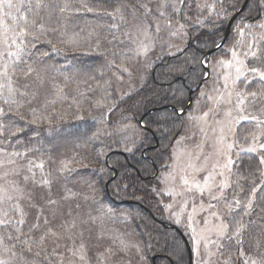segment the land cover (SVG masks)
I'll use <instances>...</instances> for the list:
<instances>
[{"label":"rangeland","instance_id":"rangeland-1","mask_svg":"<svg viewBox=\"0 0 264 264\" xmlns=\"http://www.w3.org/2000/svg\"><path fill=\"white\" fill-rule=\"evenodd\" d=\"M56 1L46 0L49 4ZM164 2L165 7L162 10L165 12V17H159V12L156 10L157 0L145 1V3L150 4L147 18V37L141 35L131 23L124 24L119 15L115 19L108 16L109 19L104 24L107 33L112 31L111 34L116 36L117 30L124 28L125 32L130 34V36L124 34L123 38L121 37V40L118 41V50L127 58L122 61L117 69H113L111 63H103V61L94 65L92 62L81 64L65 61L56 47L50 52L44 50L47 55H44V51L40 53L34 47L29 49L28 54L24 55L23 59L31 63L36 71L27 79L23 78V74L19 72L12 77L17 81V86L21 87V90H24L23 85L29 86L27 89L29 95L20 98L25 102V107L21 109L24 111L37 107H54L58 110L66 103L75 102L80 95L85 94V89L91 88L103 77L109 78L115 100H119L114 103L111 96H106L105 100L96 103L93 110H77L71 116L68 115L64 118L63 127L48 130L43 136L37 133H29L28 136L17 135L10 139V136H4L5 133L8 134L6 132L8 129L2 130L0 160H4V165L0 167V176L8 172L7 180H15L21 187H25L23 176L32 175L27 171L29 159L37 162L44 161L45 174L49 171L53 172V183L50 191L52 198L57 201L56 204L48 205L46 203L49 190L45 188L34 189L35 198L32 207L28 206L27 200L21 202L24 211L27 213L26 222L23 225H17V227L21 233L27 235H21V240L18 242L25 248L28 245L23 244L22 241L25 239L29 241L32 253H25L24 255L31 264H61L62 260L63 264H67V259H71L73 264H85V261L86 264H152L153 256H155L153 260L155 264V259L161 257L160 255H147L145 242L131 226L130 210L127 207L112 204L111 200L103 193V188L95 182V179L82 174L87 166L82 155L89 150L86 135L83 133L86 121H91L95 117L106 118L108 115L110 116L108 135L117 143L119 150L128 153L136 149L137 143L141 141L144 134L142 129L143 117L138 118L128 104H124L123 101L139 90L153 63L165 57L173 56L183 49L189 37L188 31L192 26H202V24L223 13L220 6L221 0H164ZM82 7L88 9L86 6ZM140 19L143 20L144 17L141 16ZM157 19L160 21L167 19L171 25L165 27L161 23L160 31L157 32ZM110 25H115V27H110ZM241 33L243 32H238L234 37L243 40V42L227 49L225 56L222 54L211 56V53L208 57L204 56L201 59L202 67L203 63L208 67L209 76L198 89L194 90L197 91L195 98L192 100V94L189 96L192 106L188 111L186 109L187 129L178 135L174 141L169 152L168 165L166 164L167 167L160 170L157 178L158 188H156L155 203L152 207L161 206L164 219L176 227L182 236L187 237L191 254L190 264H200L201 259L209 260L210 264H223L225 260H231L232 264H243V260L239 256L241 250L253 259H259V253L264 251V247L250 249L247 244L248 240L244 238V235H241L242 243L237 244L235 238L217 240L215 232L206 231V229L212 228L214 224L220 223L212 215L213 212L221 214L223 220L228 222L230 212L225 206V201L233 205V210L242 207L244 213L242 222L246 227L248 225L251 208L246 209L245 204L242 203L239 207L236 206L235 202L238 199L234 196L231 180L233 165L237 158V152H239L238 147H234L230 153L233 161L231 172L225 169L229 187L225 189L223 198L212 200L211 194L207 191L200 193L195 188L188 190L193 179L203 184V177L211 170L212 164L218 162L219 166H223L226 163L224 155L216 154V148L219 147L217 140L221 136L222 127L219 121L225 119L224 113L218 109L226 110L233 105L218 104L216 98L221 94H226L227 90L224 88L223 77L226 72H234V69H226L219 62L231 61L233 51L237 52L239 59L244 60L246 67H248V59H258L261 58L260 55L264 56L261 46L264 43V39H261L264 36V29L257 27L252 32L243 33V36ZM254 38H258L257 45L251 40L248 42L246 40ZM249 44L254 46L253 50L257 53L256 58L251 55L247 58L244 57L243 54L249 51ZM37 53H40L39 57ZM7 59L8 57L5 56L4 60ZM258 60L260 61V59ZM2 64L3 60H0V71L3 70ZM253 66L264 71L263 65ZM203 69L205 76L206 71L204 67ZM9 72L11 74V69ZM246 75L248 76L247 83L253 79L259 80V77L253 76L250 72ZM238 84L237 90L242 89L239 88ZM58 89H63V91L60 92ZM31 93H36L35 98L32 97ZM27 100H31V103L28 104ZM0 107H6L2 98H0ZM206 113L207 115H205ZM0 123H4L3 117H0ZM252 124L254 125V122ZM239 126L236 125V133L234 135L229 134L226 141L238 140L239 143L247 146L251 137L249 136L245 140L244 138L248 136L245 132L241 141ZM225 131L227 130L225 129ZM255 131L258 130L254 127L253 132ZM156 146L157 143L153 148ZM29 148L32 149L31 152H27ZM17 152L26 153V156L11 155ZM255 154L259 157V152ZM205 157H208L205 170L197 171L196 169L201 167ZM9 159L15 163H8ZM63 164H67V169L60 171ZM219 166L217 171L220 170ZM261 166L264 177V165ZM13 169H18L20 175L12 174ZM32 172L39 178L40 169L33 168ZM181 177L189 180V186L183 184ZM77 179L85 181L84 188L77 183ZM221 179L222 177L216 176V182ZM3 182L0 180V184ZM107 185L108 183L105 185L106 188ZM154 185L156 186L155 183ZM26 187L32 189L31 181ZM217 191L218 189L214 187L213 192ZM65 196L68 198L64 199ZM253 198L254 195L252 194V203ZM124 202L134 203L132 201ZM210 204L213 207H209ZM38 214L39 218H37ZM17 219L19 217L13 214V220ZM45 220L49 223H45ZM73 221L75 227L66 231V226ZM205 221L208 223L206 224ZM33 224L37 227L32 228ZM49 228L56 235H49L42 247L37 246L36 241L39 236ZM231 233L229 232V235ZM203 236L216 241V244H208V251L213 253L211 257L204 252L205 241L202 239ZM57 243L60 245L59 247H56ZM81 244L84 245L85 261L79 260L69 251L70 248H79ZM217 244L220 247H217ZM232 244L239 246L234 250L231 248ZM225 245H228L226 251ZM194 247H198L199 255L193 252ZM36 252H39L40 255H35ZM0 259H9V257L0 251ZM11 264H21V262L13 259Z\"/></svg>","mask_w":264,"mask_h":264},{"label":"trees","instance_id":"trees-1","mask_svg":"<svg viewBox=\"0 0 264 264\" xmlns=\"http://www.w3.org/2000/svg\"><path fill=\"white\" fill-rule=\"evenodd\" d=\"M221 1L222 15L209 20L202 26H192L188 31L189 37L183 49L173 56L153 63L139 90L123 101L138 118L143 117L144 134L141 141L137 143L136 149L128 153L119 150L117 143L108 135L110 132L109 115L106 118L95 117L85 123L83 133L86 135L89 150L82 155V159L87 163L86 170L82 174L94 178L112 204L124 206L130 210L131 226L145 242L147 255L161 256L155 259V264H188L187 246L189 242L187 237L184 235V240L182 234L164 219L161 206L152 207V205L155 203V192L158 188V174L168 165L169 152L174 141L187 129L186 114L192 106V104L188 105L189 93L204 76L201 59L207 51L221 42L228 19L244 2V0ZM64 2L65 0H57L50 4L52 6L50 10L53 13L51 23L58 28V31L48 33L40 40L34 41L38 51L40 53L44 50L50 52L56 47L65 61L81 64L92 62V65L103 61V63H111L112 68L117 69L127 58L117 48L125 29H118L117 35L113 36L112 31L107 33L104 24L109 19L107 12L129 0H68L71 10L61 14L55 6H62ZM82 6L92 8L93 11L89 12ZM262 22H264V8L260 7V0H248L246 6L231 24L223 45L211 56L221 54L225 56L227 49L243 42V40L236 39L234 35L238 32H252ZM73 40L76 42L72 43ZM97 40L100 44L98 48L96 47ZM246 40L247 42L251 40L257 45L258 38ZM261 46L264 51V43ZM40 53H37L38 57ZM260 57V61L248 59V67L264 66V56L260 55ZM238 85L245 91H258L264 82L253 79L247 83L241 80ZM85 91V94L80 95L75 102L61 105L62 107L58 110L54 107L32 108L41 117L37 124L29 122L32 119L30 114L32 109L26 111L20 109L23 119L15 115L4 116V122H10L13 128L21 129L20 133L16 132L15 135L9 134L7 130L8 134L5 133L4 136H10V139L17 135L28 136L29 133L43 136L48 130L63 127L64 118L71 116L77 110H93L96 103L105 100L106 96H111L114 103L119 101L115 100L114 90L109 84L108 77H103ZM196 94L197 91H193L192 100ZM185 109H187L185 113H178ZM256 114L259 115V112L257 111ZM253 131L252 123L240 124V140L242 141L245 132L247 135L248 132ZM156 143L157 146L153 148ZM106 158L107 161H105ZM231 180L234 196L242 204H246L251 199L252 189L256 188L246 233H242L248 240V247L255 249L251 237L253 235L260 237L264 231V177L258 155L245 152L237 156ZM77 183L83 188L86 185L85 181L79 179ZM106 183H108L107 188ZM243 218L242 207L231 211L228 217L229 232H233L236 222ZM9 233L13 236L18 234L11 229ZM2 235L5 233L0 230V236ZM13 245H15V250L23 248L15 239L6 240V246L12 247ZM227 246H224L225 251ZM238 246L232 244L231 248L236 250Z\"/></svg>","mask_w":264,"mask_h":264},{"label":"snow or ice","instance_id":"snow-or-ice-1","mask_svg":"<svg viewBox=\"0 0 264 264\" xmlns=\"http://www.w3.org/2000/svg\"><path fill=\"white\" fill-rule=\"evenodd\" d=\"M52 6L46 2V0H0V60H3L2 68L0 71V98L3 99V104L5 107H0V117L15 115L20 116L23 119V116L20 112V109L25 107V102L20 98H25L29 95L27 92L28 85H23V89L17 86V81L12 77L17 73H22L23 78L27 79L32 75L36 69L31 63L23 59V56L28 54L30 48L35 47L34 41L40 40L41 37L46 36L48 33H54L58 31L57 27H54L51 23L53 19V13L50 10ZM58 9L59 13L64 14L71 10V5L68 0H65L62 6H55ZM149 3H145L144 0H129L127 3H122L116 6L113 11L107 12L108 16H111L113 19L119 15L121 21L124 24L131 23L137 31L147 37L148 36V16H149ZM165 7L164 0H157V11L159 12V17H165V12L162 10ZM260 7L264 8V0H260ZM89 12H92V8L87 9ZM127 10V11H125ZM175 10V8H174ZM143 16L144 19L141 20L140 17ZM59 19V18H58ZM161 23L165 27H169L171 22L167 19L156 21V30L160 31ZM110 27H115V25H110ZM183 27V25H181ZM259 27L264 29V22L260 23ZM125 36H130L128 32L124 33ZM243 36V33H241ZM255 39V38H254ZM264 39V36L261 37ZM76 41H72L75 43ZM111 43V41H109ZM100 46L99 41L97 40L96 47ZM253 45L249 44V51L245 52L243 55L247 58L249 55L256 58L257 53L253 50ZM44 55H47L45 53ZM115 55V53H114ZM231 61H220L219 63L227 68L234 69V72H226L224 79V88L227 90L226 94H221L216 98L218 104H228L233 105L225 109H218L224 113L225 119L219 121L222 125L221 127V136L217 140L219 147L216 148L217 155H224L226 163L223 166H219L218 162L212 164L211 170L208 171V174L203 177V184L193 179L192 184L189 186V180L187 178L181 177L183 184L189 186L188 190L195 188L200 193L205 191L211 194L212 200H220L224 197L225 189L229 187V182L225 175V169L228 172H231V167L233 161L231 159L230 153L234 147L239 148L237 156L240 153H252L255 154L259 152V164L264 165V85L258 91H245L244 89L237 90L236 86L241 78H244L245 81H248V76L246 73H251L253 76L259 77L260 81H264V71L258 69L257 67H246L243 59L238 58L237 52L233 51L231 53ZM7 56L8 59L4 60V57ZM259 59V58H258ZM11 69V74L9 72ZM127 70V69H123ZM42 83V81H41ZM60 92L63 89H58ZM32 97L35 98L36 93H31ZM251 98V99H250ZM247 101V103H246ZM28 104L31 103V100L26 101ZM259 107L257 108V105ZM252 109V110H250ZM259 112V115L256 112ZM32 119L29 121L32 124H37L41 117L37 115L35 109L31 111ZM207 115V113L205 114ZM46 119V118H45ZM242 122H249L250 124L254 122V127L258 130L255 132H249L248 136L244 139L247 140L248 137H251V141L245 146L238 142V140H232L231 142L226 141V137L229 134L234 135L237 131L236 125H240ZM7 128L11 135H15L16 132H19L21 129L13 128L10 122L0 123V135H3V129ZM225 129L227 131H225ZM32 149H27V152H31ZM13 156H26V153H13ZM251 159V157H249ZM8 163H15V161L9 159ZM208 163V157H205V160L200 168L196 169L197 171H204ZM4 160H0V167H3ZM218 166L220 170L217 171ZM191 167V165H189ZM33 168L40 169L39 178L36 174L32 172ZM45 162L44 161H34L32 159L28 160L27 171L32 173L31 176H23V181L25 187H21L19 183L15 180L9 181L6 179L8 172H5L3 176H0V180L4 182L0 184V230H2L5 235L0 236V251L7 254L9 259H0V264H11V261L14 259L21 262V264H30L29 261L25 259V253H32V247L29 245L27 239L23 240L22 243L28 245L25 248H22L20 251L15 250V245L12 247L6 246V240L16 241L21 240V235H27L21 233L17 225H23L27 213L24 211L21 202L27 200L28 206H33V200L35 198V188H45L49 190V196L46 201L48 205H54L57 203L55 199L51 196L50 187L53 183V172L49 171L45 174ZM67 164H63L60 171L66 170ZM12 174L19 176L20 172L18 169H13ZM222 177L219 182H216V176ZM31 181L32 189H28L26 186ZM217 188V192H213V188ZM256 188L253 187L252 194L255 195ZM68 197L65 196L64 199ZM236 206H240V201L237 200ZM225 206L229 209V212L233 210V205L225 201ZM252 200L249 199L248 202L244 205L246 209L252 208ZM209 207H213L211 204ZM13 214L18 216L19 219L13 220ZM247 214V213H245ZM212 215L216 217L220 223L214 224L212 228L206 229L208 232H215L217 240H223L225 238L233 239L235 238L237 244H241V235L245 230V224L241 221H237L234 227L233 232L229 235V222H225L221 214L213 212ZM39 218V214L38 217ZM45 223L49 221L45 220ZM207 224L208 221H205ZM35 224L32 225V228H36ZM75 227V222L66 226V231H69L71 228ZM9 229L18 233L13 236L9 233ZM31 231V229H30ZM55 236L56 233L52 229H46L43 234H41L36 241L37 246L42 247L46 238L49 236ZM71 238V237H69ZM59 239V237H57ZM202 239L204 243V252L206 255L211 257L213 253L208 251V244H216L215 240H210L209 237L203 236ZM251 239L254 241L253 247L260 249L264 247V231H262L260 237L253 235ZM60 245L57 243L56 247ZM217 247H220L217 244ZM72 252V255L77 257L81 261H85V252L84 245L81 244L79 248L69 249ZM193 252L199 255L198 247L193 248ZM35 255H40L39 252H36ZM239 256L243 260V264H264V251L259 253V259H253L245 251L241 250ZM63 264V260L61 262ZM67 264H73L71 259H67ZM86 264V261H85ZM200 264H210L209 260L201 259ZM223 264H232L231 260H225Z\"/></svg>","mask_w":264,"mask_h":264},{"label":"water","instance_id":"water-1","mask_svg":"<svg viewBox=\"0 0 264 264\" xmlns=\"http://www.w3.org/2000/svg\"><path fill=\"white\" fill-rule=\"evenodd\" d=\"M247 1L248 0H244V2L242 3V5L239 7V9L230 17V19L228 20V22H227V24H226V28H225V33H224V35H223V38H222V40H221V42L216 46V47H214V48H212V49H210L209 51H207L206 52V54H205V57H208L211 53H213L215 50H217L220 46H222L223 45V43H224V41H225V38L227 37V35H228V33H229V30H230V27H231V24L233 23V21H234V19L236 18V16L243 10V8L246 6V4H247ZM203 67L205 68V71H206V74H205V76L203 77V79L198 83V85L193 89V90H191L190 91V93H189V96H191V94H192V92L194 91V90H196V89H198L201 85H202V83H203V81L205 80V79H207L208 78V76H209V70H208V67L203 63ZM191 103V97H190V99H189V103L188 104H190ZM186 112V109L185 110H183L182 112H179L178 111V113L179 114H183V113H185ZM127 202V201H126ZM174 229H176V230H178L176 227H173ZM179 233H181L180 231H179ZM182 234V233H181ZM183 237V239L185 240V238H184V236H182ZM187 250H188V255H189V264H190V259H191V254H190V248L187 246ZM154 258H155V256H153L152 257V264H154V262H153V260H154Z\"/></svg>","mask_w":264,"mask_h":264}]
</instances>
